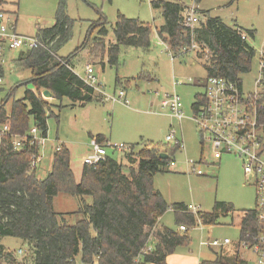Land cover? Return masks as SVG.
I'll return each instance as SVG.
<instances>
[{"label":"trees","instance_id":"trees-1","mask_svg":"<svg viewBox=\"0 0 264 264\" xmlns=\"http://www.w3.org/2000/svg\"><path fill=\"white\" fill-rule=\"evenodd\" d=\"M2 3L0 0V9ZM150 5L160 9L162 23L155 26V31L173 59L183 57L196 44L200 51H195V55L203 60L206 78L223 77L242 84L240 75L250 71L255 57L249 42L254 37L253 30L230 27L221 18L209 16L191 28L183 24L186 6L179 0H151ZM72 24L66 1L58 0L54 23L39 27L35 33L42 46L20 50L15 61L20 69L31 71L35 90L26 89L21 98L11 102L9 111L5 100L0 101V264L18 263L13 252L1 244L6 236L27 244L32 256L29 264H168L170 253L190 243L187 230L157 227L159 218L169 209L174 213L175 224L187 228L197 221L215 225L220 217L231 216L239 239L252 242L259 231L255 207L236 209L230 202L216 200L211 211L193 214L182 202L169 204L154 188V175L163 172V166L171 160L170 154L177 150L170 143H149L137 151L131 145L126 165L108 155L99 163L83 164L79 181L75 180L65 145L60 144L53 151L51 167L44 178L36 174L37 166L30 167L32 159L40 155L37 144L26 142L19 149L13 148L12 136L27 134L30 119L39 135L47 137L52 104L42 98V89L51 98L66 97L82 106L101 100L94 86L79 76L70 63L94 30L97 32L91 41L106 55L111 67L118 65L120 47L149 50L151 46L150 24L120 13L112 27L113 42L106 44L103 38L109 29L100 15L91 22L81 46L67 57H58L57 51L70 38ZM148 76L144 71L137 75L146 80ZM204 103L203 94L195 95L192 111H198ZM4 126L8 127L7 132H1ZM96 141L106 143L102 135H97ZM161 153L168 157L161 158ZM59 193L78 199L75 212L81 218L73 224L54 210L53 199ZM234 248L230 256L220 248L213 260H202L200 264H249L241 257L238 243Z\"/></svg>","mask_w":264,"mask_h":264},{"label":"rangeland","instance_id":"rangeland-1","mask_svg":"<svg viewBox=\"0 0 264 264\" xmlns=\"http://www.w3.org/2000/svg\"><path fill=\"white\" fill-rule=\"evenodd\" d=\"M65 1L67 14L73 19V24L69 40L56 53L58 57H67L76 47L81 46L91 22L97 20L100 15L105 19L106 27L109 29L108 35L103 38L106 44L113 42L112 27L117 14L120 13L150 24L151 46L149 50L120 47L118 65L111 67L107 64L106 55L91 41L96 35V29L88 37V43L70 59L71 66L81 77H85L87 66L93 68V75L106 96L111 97L119 90H124L127 103L120 100H104L103 95L96 90L95 92L101 95V100L82 106L79 103H71L66 97L51 98L46 89L41 90L42 98L52 104L50 111L52 113L47 119V137L40 149V160L36 165L38 177L44 178L50 170L52 153L59 141H64L69 148L74 169L80 168L82 159L89 149L90 137L97 134L107 140L106 155L126 165L128 164L126 153L132 149L131 145L134 146L133 150L137 151L149 143L164 144V135L173 128L177 136L182 137L184 149H178L170 154L175 166L166 163L163 172H158L153 177L154 188L161 192L166 202L194 205L201 212L211 211L216 200L231 202L236 209L255 207V187L245 181L240 161L230 154H223L219 158L218 152L208 143L202 145L198 130L190 119L191 104L195 100V95L203 94L206 78L203 60L195 55V51H200L198 47L173 60L156 35L155 26L162 23V18L160 9L151 7V0ZM179 1L186 6L196 7L200 11L196 13L200 21H204L207 16L219 17L230 27L253 30L254 37L250 38L249 42L256 50L264 40V0ZM57 4L58 0H3L1 9L11 20H15V31L18 34L35 36L39 27H48L54 23ZM19 52L14 50L8 53L3 66L4 73H1L3 76L0 83V101L5 99L8 111L11 102L21 98L26 89L34 90L31 71L20 69L12 61ZM140 71L148 73L147 80L137 77ZM259 74L256 53L250 71L240 75L245 91L252 89V81L258 78ZM151 78L153 79L149 80ZM175 82H178L175 91L181 98L182 111L185 115L181 121L160 107V98L156 95V91H172ZM31 127L33 123L30 119L29 128ZM17 138L19 137H15ZM120 143L129 148L117 150L112 147ZM186 159L198 163L197 167L201 168L202 174L199 175L187 167ZM133 160L135 163L136 155ZM53 206L56 212L64 214L68 224H73L81 218V214L75 212L78 208V199L74 196L59 193L53 199ZM170 210H167L158 222L165 227L179 230V225L174 221V213ZM186 233L190 237L189 245L178 246L173 253L192 255L195 259L201 256L208 260L215 258V253L210 248L200 246L201 240H206L208 236L228 238L233 245L239 236V230L232 224L231 216L220 217L218 223L211 227L197 221L195 226L187 228ZM1 240L13 253L18 249L22 250L20 255L14 254L19 264L31 262V251L27 250L24 241L8 236ZM232 245L223 247V254L232 255L234 252ZM217 249L219 252L220 248ZM240 255L247 259L249 264H253L249 254L240 250Z\"/></svg>","mask_w":264,"mask_h":264},{"label":"built area","instance_id":"built-area-1","mask_svg":"<svg viewBox=\"0 0 264 264\" xmlns=\"http://www.w3.org/2000/svg\"><path fill=\"white\" fill-rule=\"evenodd\" d=\"M186 6V5H185ZM183 24L189 27L198 25L200 19L196 15L195 7L186 6L182 13ZM15 20H11L9 15L0 9V67L3 64L6 51L32 49L42 46L36 36H25L15 31ZM245 37L244 35L242 36ZM196 47L193 44L192 48ZM166 50H168L165 44ZM169 51V50H168ZM258 54L259 77L252 81V89L245 91L243 84L231 81L223 77L210 76L204 81L205 103L200 106L198 111H192L190 119L196 126L200 135V141L203 145L208 143L218 153H226L240 161L245 181L255 187V209L257 212V221L259 231L252 242L236 240L239 249L245 254L251 256L253 264H264V40L258 49H254ZM169 54L171 55L170 51ZM172 57V56H171ZM93 68L88 66L83 78L88 84L94 86L95 90L103 95L104 100H120L127 103L124 90H119L117 94L111 97L106 96L100 89L96 77L93 75ZM2 76L0 75V83ZM173 85L172 91H156L160 98L159 105L167 110L170 115L180 121L185 117L182 108L180 96L175 91ZM8 127L4 126L1 132H7ZM15 137H19L15 139ZM46 138L39 135L35 126L24 136H12L13 148L19 149L24 143L30 145L37 144L40 148L44 145ZM164 141L177 146V150H183L184 144L182 138L177 136L175 129L170 128L164 135ZM107 143V142H106ZM112 146V145H109ZM117 150H127L120 143L113 145ZM106 157L105 145L98 143L96 139L92 140L88 153L82 159L83 164L93 165L104 160ZM40 160L39 157L33 158L30 164L34 169ZM185 164L193 172L202 174L200 167L196 162L186 159ZM170 166H175L174 160L169 161ZM189 212L196 214L199 210L194 205H187ZM179 231H186L185 225L178 226ZM232 245L228 238L218 239L208 236L206 240L200 241V246L207 248H223ZM21 249L16 253L21 254ZM245 259V258H244ZM248 261L247 259H245Z\"/></svg>","mask_w":264,"mask_h":264},{"label":"crops","instance_id":"crops-1","mask_svg":"<svg viewBox=\"0 0 264 264\" xmlns=\"http://www.w3.org/2000/svg\"><path fill=\"white\" fill-rule=\"evenodd\" d=\"M185 5V4H184ZM195 9H196V7H195ZM156 32V31H155ZM157 35V34H156ZM158 37V36H157ZM159 39V38H158ZM159 41L165 46V44L162 42V40H160L159 39ZM20 51V50H19ZM167 51V50H166ZM9 52H14V50L13 51H6L5 52V56H4V61H3V64H2V66H1V73L3 72L4 73V63L6 62V60H7V56H8V53ZM167 53H168V51H167ZM188 53H190V52H188ZM169 54V53H168ZM169 56L171 57V55L169 54ZM17 58V57H16ZM16 58L15 59H13L12 61H13V63L15 64V65H17L16 64ZM172 58V57H171ZM173 59V58H172ZM174 60V59H173ZM102 64H103V61L101 62ZM88 67V66H87ZM86 67V68H87ZM73 69H74V67H73ZM75 71V70H74ZM85 71H86V69H85ZM77 74H78V72L77 71H75ZM1 76H3V74L1 75ZM84 78V77H83ZM153 78H151V80H152ZM99 84V83H98ZM33 88H34V90H35V87H34V85H33ZM42 94V93H41ZM126 94V93H125ZM100 97H101V95H100ZM5 100V99H4ZM44 100H46V99H44ZM47 101V100H46ZM5 102V101H4ZM50 103V102H49ZM5 105H6V107H7V104H6V102H5ZM182 120V119H181ZM180 120V121H181ZM180 123V122H179ZM98 135V134H97ZM97 135H91V137H90V142H89V147H90V143H91V141L92 140H94V139H96V136ZM104 138V137H103ZM180 138H182L181 136H180ZM104 140L105 141H107L105 138H104ZM60 144H63V145H65L66 146V144L64 143V141H59V144H57L56 145V147H58ZM55 147V148H56ZM67 147V146H66ZM55 148H54V150H55ZM68 148V147H67ZM41 149V148H40ZM53 150V151H54ZM68 150H69V148H68ZM89 150V149H88ZM88 153V152H87ZM69 154H70V150H69ZM223 154H226V153H218V155H219V158L221 157V155H223ZM52 155H53V153H52ZM217 161V160H216ZM51 162H52V158H51ZM126 163V162H125ZM82 166H83V163H81V166H80V168H78V169H74V168H72V163H71V159H70V167H71V169H72V171H73V174H74V177H75V180L76 181H79V179H80V173H81V168H82ZM173 203H175V202H173ZM231 203V202H230ZM169 204H171V203H169ZM170 210V209H169ZM171 211V210H170ZM160 219V218H159ZM159 221V220H158ZM161 226H163V224H159V222L157 223V227H161ZM210 227L212 226V225H209ZM17 239H19V238H17ZM21 240V239H20ZM234 242V241H233ZM236 243V242H235ZM235 243L233 244V245H235ZM1 244H2V240H1ZM3 245V244H2ZM189 245V244H188ZM232 245V246H233ZM4 246V245H3ZM5 247V246H4ZM5 249H7L8 250V248H6L5 247ZM215 254L217 253V247H214V248H210ZM234 250H235V248H234ZM214 259V258H213ZM213 259H211V260H213ZM202 260H208V259H206V258H203V257H201V256H199L197 259H195L192 255H182V254H175V253H170L168 256H167V258H166V261L169 263V264H200V262L202 261ZM252 262V261H251ZM248 263H249V261H248ZM253 263V262H252Z\"/></svg>","mask_w":264,"mask_h":264},{"label":"water","instance_id":"water-1","mask_svg":"<svg viewBox=\"0 0 264 264\" xmlns=\"http://www.w3.org/2000/svg\"><path fill=\"white\" fill-rule=\"evenodd\" d=\"M160 156H161V158L166 159L168 157V154L167 153H161Z\"/></svg>","mask_w":264,"mask_h":264}]
</instances>
